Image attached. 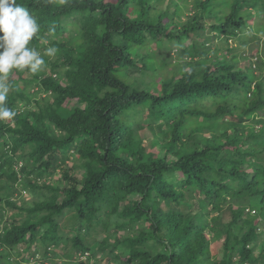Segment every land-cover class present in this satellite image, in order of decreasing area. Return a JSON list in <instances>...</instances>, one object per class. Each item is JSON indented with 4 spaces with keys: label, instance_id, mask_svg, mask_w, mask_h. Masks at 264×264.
Wrapping results in <instances>:
<instances>
[{
    "label": "trees",
    "instance_id": "trees-1",
    "mask_svg": "<svg viewBox=\"0 0 264 264\" xmlns=\"http://www.w3.org/2000/svg\"><path fill=\"white\" fill-rule=\"evenodd\" d=\"M16 2L40 25L29 46L45 65L7 80L17 115L0 120V250L25 246L31 260L40 244L53 264H264V42L243 67L227 42L210 56L200 44L236 37L246 4L192 0L185 14L184 0ZM171 43L176 76L129 81L166 67L156 55ZM25 80L43 98L25 95ZM22 190L44 197L19 205ZM50 247L67 249L63 261Z\"/></svg>",
    "mask_w": 264,
    "mask_h": 264
},
{
    "label": "rangeland",
    "instance_id": "rangeland-1",
    "mask_svg": "<svg viewBox=\"0 0 264 264\" xmlns=\"http://www.w3.org/2000/svg\"><path fill=\"white\" fill-rule=\"evenodd\" d=\"M186 1V8L187 10L185 11V14H187L188 10H191L193 8L192 5V0H184ZM241 1L239 0L240 4L243 3L244 5L246 4V8L244 10V13L242 12V15L250 18L248 19L251 22L246 23L242 29H240L238 31V34H236V37L233 38H226V37H221L220 39H211L209 42L207 41H202V39L200 41L201 46L203 45H208V47L210 48V53L209 56L211 55L213 49L215 48V45H224L226 42L228 44L229 47H233L236 48L238 51V54H242L246 57H249V59H247L246 61H241L239 66L243 67L244 65H248L249 62L254 63L256 62L258 56V52H255V49H259L261 51L262 49V44L264 42V0H245ZM166 2H160L159 6H157L158 10H166ZM225 7L222 8V10H224ZM157 16V13L151 11L150 13V19H155ZM185 17V16H183ZM211 34L210 33V28H209V24H206L205 26V30H204V36H207ZM259 38L260 41L257 42V39ZM185 46L190 45L191 40L189 38L185 39L183 41ZM154 43H150V44H146V46H144L145 48L141 49L140 52L143 54L148 53L153 47ZM210 44V45H209ZM169 48H165V50H161L160 53L158 55H156V59H160L161 61H164V57L166 59H168L167 61L169 62V64H167L166 67H164L163 69H156L153 74L151 72H146V73H140L139 71H135V70H129L128 71V75H129V81H143L145 84L148 85H152L154 83H158L160 82V80L162 79H166V78H170L173 75L176 76V72H177V64L178 61H180L181 57L178 54L177 51V45L175 43H171L168 44ZM143 47V46H142ZM169 49V50H168ZM180 64H184L185 62H179ZM29 76V75H27ZM26 75H24L23 78H27ZM14 78H16V75L14 76ZM26 82L28 80H25ZM24 81V82H25ZM143 86L142 84L140 85V87ZM19 87L22 88L23 87V92L25 95H28V97L32 100L33 98L37 97L38 95H35L34 92L36 91L35 89H31L30 87H32V85H30V83H19ZM38 98H43L42 96H38L36 99L38 100ZM25 101H23L22 103H20V106L25 107L26 105ZM24 105V106H23ZM253 126L251 124V122L246 123V126ZM148 140V139H147ZM146 140V141H147ZM75 157V156H74ZM74 160L71 159L70 163H72ZM81 172H79L80 174ZM44 192L43 191H32L30 190L29 192L25 190V194H15L14 199L15 201L19 204V205H23V204H27L28 206H32V202L34 201H38V200H42V198L44 197L42 194ZM261 212H262V216H264V205H262L261 207L258 206L257 207ZM5 213L6 215H9L10 213L15 214L16 212L14 210L5 208ZM255 215V214H254ZM262 223L264 225V219L262 220ZM261 226V225H260ZM223 228V227H221ZM262 228V226H261ZM264 229V228H263ZM211 237V235H210ZM95 244L92 246V253H96V248L97 245L100 241V238H96ZM222 239L223 237H220L216 240H213L211 242V252L214 255H219L220 254V247H221V243H222ZM261 242V241H260ZM262 244V243H261ZM259 244V245H261ZM257 245V244H256ZM258 245L255 248V252L256 255L259 254V249L257 248ZM260 247V246H259ZM264 247V244H263ZM42 246L40 244H35L32 245L30 247V250L28 252H30V257L29 259L31 260H26L27 256L26 253L27 251L25 250V246H21L20 248L18 247L12 254H8V252H6L5 250H0V254H5V256H3L2 260L0 261V264H25V262H28V264H53V261H50L49 259L43 261L38 259L39 257H43L42 255ZM54 250L53 247L49 248V251ZM55 252L53 253V257H55L54 259L61 261L63 259L62 254L67 252V249H63L62 247L58 250H54ZM33 253V254H32ZM102 255L97 254L96 260L101 259ZM50 258V257H47ZM74 259H76V254L74 255ZM63 261V260H62ZM76 261V260H75ZM100 261V260H98ZM80 264V263H79Z\"/></svg>",
    "mask_w": 264,
    "mask_h": 264
},
{
    "label": "clouds",
    "instance_id": "clouds-1",
    "mask_svg": "<svg viewBox=\"0 0 264 264\" xmlns=\"http://www.w3.org/2000/svg\"><path fill=\"white\" fill-rule=\"evenodd\" d=\"M39 32L37 19L26 7L16 0H0V120H11L17 115L6 105L10 91L7 80L12 71L27 69L35 75L45 65L43 55L29 46ZM56 53L55 47L44 50V55L48 57H54ZM21 193L25 194V190L20 191ZM249 213L256 214L254 210H249Z\"/></svg>",
    "mask_w": 264,
    "mask_h": 264
}]
</instances>
